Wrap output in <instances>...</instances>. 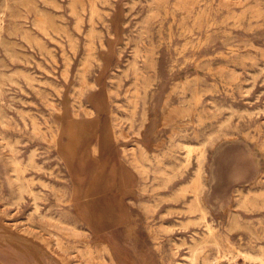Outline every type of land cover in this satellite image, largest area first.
Wrapping results in <instances>:
<instances>
[{"label":"rangeland","instance_id":"374dc122","mask_svg":"<svg viewBox=\"0 0 264 264\" xmlns=\"http://www.w3.org/2000/svg\"><path fill=\"white\" fill-rule=\"evenodd\" d=\"M101 256L264 264V0H0V264Z\"/></svg>","mask_w":264,"mask_h":264},{"label":"bare ground","instance_id":"6f19581e","mask_svg":"<svg viewBox=\"0 0 264 264\" xmlns=\"http://www.w3.org/2000/svg\"><path fill=\"white\" fill-rule=\"evenodd\" d=\"M101 47H102V49H104V50H106L107 48H108V46H107V44H105V42H101ZM102 52L103 51H100V49L98 48V47H96L95 46V42H94V40H93V38L91 37V36H89V39H88V42H87V44H86V55H85V59H84V62H83V70H82V72H81V76H82V79L85 81L86 80V71H87V67H88V64L89 63H91V64H93V63H97L98 65H99V67H100V69L102 70L103 69V66H104V64H105V59H104V57H103V55H102ZM122 51H120V53H119V55H118V59L120 60L121 59V57H122ZM139 57V52L137 51L136 52V54H135V61H134V63H133V66H132V75H133V78H134V86H135V90L138 92V90H139V85L141 84V81H142V79L144 80L145 79V75H144V69L143 68H141L140 67V65H139V62H138V60H137V58ZM144 59H146L145 57H144ZM106 65V64H105ZM119 67V66H118ZM104 70V69H103ZM65 73H66V71H65ZM90 87L93 89V90H96V89H98L99 88V85H98V83L97 82H95V83H91V85H90ZM135 103H137L136 101H135ZM80 105V104H79ZM80 107H82V105H80ZM86 113H87V116L88 117H90V118H92V116L95 114V112L93 111V109H86ZM211 138V137H210ZM55 141H56V138L54 139ZM209 140H211V139H208V141ZM59 141V140H58ZM205 142V141H204ZM207 142V141H206ZM210 142V141H209ZM58 143H60V142H58ZM202 143V142H201ZM203 144V143H202ZM210 144V143H209ZM182 145H183V143H182ZM181 145V146H182ZM155 146V145H154ZM93 147V146H92ZM199 149V148H198ZM203 149V148H202ZM94 152H96L97 153V151H94ZM206 156V155H205ZM202 157V156H201ZM203 157H204V155H203ZM187 159H188V157H187ZM187 161V160H186ZM136 162L138 163V161L136 160ZM186 164V163H185ZM185 164H184V166H185ZM199 165V164H198ZM14 166H15V171L16 172H18L17 174V180H18V182H19V184H20V187H21V185H22V179H21V177H20V173H21V171H22V168H21V163H19V162H17V161H14ZM183 166V165H182ZM199 167V166H198ZM235 167V166H234ZM200 169V168H199ZM202 170V169H201ZM201 172V171H200ZM195 173H197V172H195ZM202 173V172H201ZM205 173V172H204ZM200 177V176H199ZM196 179H198V178H196ZM201 179H203V178H200V179H198V182L199 183H197V182H195V185L197 186V190H196V202H201V198H200V196H199V188H198V186H200L199 184H200V181H201ZM200 180V181H199ZM195 181V180H194ZM76 185V184H75ZM173 209V208H172ZM192 213H193V211H191ZM205 212V211H204ZM205 213H203V215H204ZM58 224L59 225H61L62 226V224H64V222L63 221H61V220H59V222H58ZM209 230H212L210 227H209ZM22 242V241H21ZM16 244V243H15ZM27 245H29V244H27ZM31 246V245H30ZM33 247V246H32ZM35 248V247H34ZM193 252V251H192ZM194 253V252H193ZM195 254V253H194ZM192 259V258H191ZM101 260L103 261V263L104 264H107V261L103 258V256H101ZM195 263V260H194V257H193V259H192V263L191 264H194ZM84 264H94V262H93V258H88V259H86L85 260V262H84Z\"/></svg>","mask_w":264,"mask_h":264},{"label":"crops","instance_id":"0c3cea01","mask_svg":"<svg viewBox=\"0 0 264 264\" xmlns=\"http://www.w3.org/2000/svg\"><path fill=\"white\" fill-rule=\"evenodd\" d=\"M120 182H118V184H119ZM116 184H117V182H116Z\"/></svg>","mask_w":264,"mask_h":264}]
</instances>
